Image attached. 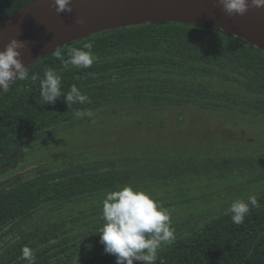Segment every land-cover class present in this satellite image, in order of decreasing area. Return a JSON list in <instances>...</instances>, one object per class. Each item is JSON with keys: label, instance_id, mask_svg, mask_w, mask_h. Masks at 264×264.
<instances>
[{"label": "trees", "instance_id": "16d2710c", "mask_svg": "<svg viewBox=\"0 0 264 264\" xmlns=\"http://www.w3.org/2000/svg\"><path fill=\"white\" fill-rule=\"evenodd\" d=\"M34 0H0V19ZM93 43L90 68L69 65V50ZM57 51L62 59L57 58ZM52 68L65 93L76 85L90 102L42 104L40 82L17 80L0 92V180L21 156L114 109L192 106L264 120V53L217 30L178 22L100 31L65 44L29 65ZM214 184L254 185L220 202L199 201ZM132 185L154 194L171 217L175 240L155 264H264V148L254 154L174 153L97 156L39 168L0 181V264H116L100 243L108 192ZM255 195L242 224L225 214ZM142 264V262H134Z\"/></svg>", "mask_w": 264, "mask_h": 264}, {"label": "rangeland", "instance_id": "374dc122", "mask_svg": "<svg viewBox=\"0 0 264 264\" xmlns=\"http://www.w3.org/2000/svg\"><path fill=\"white\" fill-rule=\"evenodd\" d=\"M264 148V120L197 107L122 109L87 116L74 130L21 156L0 181L15 182L75 160L124 154L195 155L254 154ZM254 185L214 184L199 202H220L226 195L247 192Z\"/></svg>", "mask_w": 264, "mask_h": 264}, {"label": "clouds", "instance_id": "9594fccd", "mask_svg": "<svg viewBox=\"0 0 264 264\" xmlns=\"http://www.w3.org/2000/svg\"><path fill=\"white\" fill-rule=\"evenodd\" d=\"M218 2L228 16H243L250 8H264V0ZM53 5L57 13L72 12L71 0H53ZM78 22L83 23L82 20ZM25 47V41L13 37L0 49V92H7L17 80L31 79L36 82L39 79L42 104H54L62 96L67 106L90 102L88 96L82 94L76 85H72L65 93L61 87V74L52 68L45 69L43 78L35 73L30 75L29 64L25 65L21 59L20 50ZM92 49V42L85 43L83 48L70 49L69 59L62 61L64 67L72 65L90 68L96 60ZM56 55L62 59L59 51ZM86 115L92 116L93 113L90 110L74 112L76 118ZM250 206H258L255 195L249 196L247 200L233 201L225 214L231 213L232 222L239 225L250 212ZM102 219L104 223L99 230L100 243L105 253L114 255L116 264H155L161 247L175 240V229L168 210L154 194L132 185L119 186L106 194ZM23 255L29 264H34L35 258L29 249H24Z\"/></svg>", "mask_w": 264, "mask_h": 264}, {"label": "water", "instance_id": "95a60500", "mask_svg": "<svg viewBox=\"0 0 264 264\" xmlns=\"http://www.w3.org/2000/svg\"><path fill=\"white\" fill-rule=\"evenodd\" d=\"M57 13L53 0H34L0 19V49L13 37L25 41V65L91 34L142 23L178 22L217 30L264 53V8L228 16L218 0H71ZM82 20L83 23L78 21Z\"/></svg>", "mask_w": 264, "mask_h": 264}]
</instances>
